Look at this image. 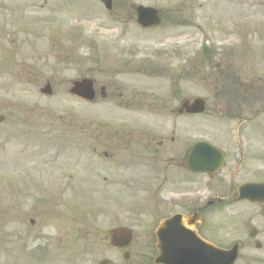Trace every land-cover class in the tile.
<instances>
[{
	"label": "rangeland",
	"instance_id": "rangeland-1",
	"mask_svg": "<svg viewBox=\"0 0 264 264\" xmlns=\"http://www.w3.org/2000/svg\"><path fill=\"white\" fill-rule=\"evenodd\" d=\"M131 5L158 9L160 26L141 30ZM82 78L96 90L104 85L108 99L84 103L70 97L69 83ZM178 81L183 97L204 99L206 114L220 112L222 84H244L251 91L237 112L250 119L248 134L264 130V0H118L111 11L98 0H0V210L8 209L4 218L0 214V264H126L104 234L117 226L133 233L129 263L150 255L152 225L143 211L145 190L152 186L102 185L92 149L97 124L120 125L133 115L117 108L119 93L168 95ZM46 84L52 89L48 97L40 93ZM119 169L125 180L144 174ZM66 187L70 209L63 196L61 203L56 199ZM110 192L118 193V202L109 200ZM37 201L48 215L31 213ZM235 212L244 219L229 218V231L264 234L255 209ZM235 220L237 227L228 225ZM55 230L62 242L52 245L48 238ZM263 247L256 250L247 240L239 258L264 264Z\"/></svg>",
	"mask_w": 264,
	"mask_h": 264
},
{
	"label": "flooded vegetation",
	"instance_id": "flooded-vegetation-1",
	"mask_svg": "<svg viewBox=\"0 0 264 264\" xmlns=\"http://www.w3.org/2000/svg\"><path fill=\"white\" fill-rule=\"evenodd\" d=\"M116 1L118 0H112L111 10ZM132 6L135 20L136 9ZM159 17H162L161 13ZM178 84L179 81L173 84L176 88L170 89L168 95L152 93L150 90L118 94V98L114 99L117 108L131 110L133 115L129 117L127 123L126 120H120V125L116 123L119 122L117 120L110 124L103 125V122L97 124L95 138L98 144L92 152L100 160L99 179L102 185L117 188L121 185L152 186L150 191L144 189V202L147 201V207L143 211L150 219L152 232L162 219L175 214L192 216V227L201 239L224 250L235 246L237 259L234 264H238L239 260L246 264L248 260L239 258L246 241L249 240L256 250L262 251L264 239L262 244L257 240L264 234L257 232L256 229H251L248 233H242L241 230L231 232L226 224L229 218L244 219V214L242 216L240 212L232 213L240 207L255 209L264 222V195L254 190L250 197L253 196V200L257 201L253 203L246 198L238 197V190L242 186L264 185V130L251 129L248 134L245 126L250 119L243 118L242 114L237 113V108L225 105V102L219 104V113H189L191 104L199 96L183 97L182 92L178 90ZM230 84L225 83L222 86L229 87ZM234 85L236 87L239 85L235 94L238 93V88L243 90L245 86L241 83ZM102 86L105 98L101 101H104L108 99V91L104 85ZM220 93L222 96L228 94L229 88L226 92L223 90ZM106 130L111 135L105 133ZM85 137H88V132ZM198 143L205 145L196 146ZM193 147L194 170H189L187 159ZM119 168L127 172L133 169L143 170L144 174L125 180L120 177ZM198 168L206 170H196ZM23 176V171H19L18 182L21 185L25 182ZM71 178L70 169L67 167V186ZM106 195L110 201L118 202V199L114 200L118 193L110 192ZM27 196L28 194L25 195ZM62 196L69 201L64 203L65 207L70 209L71 195L68 187L63 190L59 199L56 198L59 203L62 202ZM22 202L21 199L17 203L18 213L21 212ZM42 204L50 205V202L43 200ZM42 204L37 201L31 207V213L37 210V216L48 215L50 211L43 209ZM0 214L2 218L8 214L7 206H3ZM236 220L233 224L229 221L228 225L237 227ZM30 223L34 224V221ZM59 233V230H55L51 233L54 234L53 238H48L52 245L62 242L61 236L57 237ZM66 236L67 234L64 235V239ZM1 239L4 240L1 243L6 240ZM150 245L152 249L150 255L147 253L139 257L135 263H129L131 260L128 250L121 251L129 254L128 261L125 260L126 264H155L154 243ZM66 246L67 244L63 248Z\"/></svg>",
	"mask_w": 264,
	"mask_h": 264
},
{
	"label": "water",
	"instance_id": "water-1",
	"mask_svg": "<svg viewBox=\"0 0 264 264\" xmlns=\"http://www.w3.org/2000/svg\"><path fill=\"white\" fill-rule=\"evenodd\" d=\"M104 2L109 8L107 4L109 1L104 0ZM137 14L138 23L142 27H154L159 23L156 12L151 9L138 7ZM41 93L50 95V87L45 86ZM69 93L85 101H91L94 97L92 83L86 79L72 82ZM203 109V102L197 99L188 112L199 113ZM2 120L3 118L0 117V122ZM260 187L264 189V186ZM245 188L246 186L239 189V195L248 191ZM154 234L157 240L155 247L158 251L155 262L158 264H233L237 256L236 249H233L232 252L220 251L201 240L189 227V219L183 216L177 215L161 222ZM107 236L111 246L115 248L126 246L131 239V233L123 228L114 229L108 232Z\"/></svg>",
	"mask_w": 264,
	"mask_h": 264
}]
</instances>
